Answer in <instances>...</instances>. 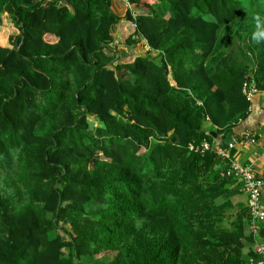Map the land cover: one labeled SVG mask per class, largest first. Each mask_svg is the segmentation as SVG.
<instances>
[{
  "label": "trees",
  "instance_id": "obj_1",
  "mask_svg": "<svg viewBox=\"0 0 264 264\" xmlns=\"http://www.w3.org/2000/svg\"><path fill=\"white\" fill-rule=\"evenodd\" d=\"M113 1L0 0L17 29L0 44V264H248L249 207L216 148L250 113L244 82L264 90V0H127L122 17Z\"/></svg>",
  "mask_w": 264,
  "mask_h": 264
},
{
  "label": "built area",
  "instance_id": "obj_2",
  "mask_svg": "<svg viewBox=\"0 0 264 264\" xmlns=\"http://www.w3.org/2000/svg\"><path fill=\"white\" fill-rule=\"evenodd\" d=\"M243 91L251 101L252 95L258 89L253 81H245ZM254 139L252 133L244 132L240 137L232 138L226 146L217 147L216 152L221 159L222 174L239 181L243 191L248 195V207L251 215L250 233L257 238L260 236L261 230L264 229V177L255 173L252 163L236 164L234 158H232V151L238 142L245 140L252 142ZM212 146L207 140H204L200 145H190L192 149L201 152L212 149ZM254 251L256 256H249L247 258L248 264H264V243L256 246Z\"/></svg>",
  "mask_w": 264,
  "mask_h": 264
},
{
  "label": "crops",
  "instance_id": "obj_3",
  "mask_svg": "<svg viewBox=\"0 0 264 264\" xmlns=\"http://www.w3.org/2000/svg\"><path fill=\"white\" fill-rule=\"evenodd\" d=\"M115 3V1H113ZM121 23V22H120ZM121 25H117L119 28ZM119 36V35H118ZM244 132H250L254 135V141L238 142L233 149L232 158L236 164H248L252 163L255 173L264 177V90H258L252 95L251 109L248 117L239 122L235 127L234 132L231 134V138L240 137ZM220 137L215 138L214 144L220 142ZM229 190L233 191L234 200L241 201L248 205V195L243 191L241 183L237 180H233L229 186ZM241 196V198L239 197ZM250 232V226L247 229V233ZM251 234V233H250ZM264 243V237L255 238L253 241L248 242L245 247V254L250 250L254 251L256 246Z\"/></svg>",
  "mask_w": 264,
  "mask_h": 264
},
{
  "label": "rangeland",
  "instance_id": "obj_4",
  "mask_svg": "<svg viewBox=\"0 0 264 264\" xmlns=\"http://www.w3.org/2000/svg\"><path fill=\"white\" fill-rule=\"evenodd\" d=\"M115 3L113 2V8L115 10L116 13H118L121 17L124 15V12L127 8V0H114ZM7 24L3 25L2 27H0V44H3L7 41V36H9V34L17 32V29H15L12 25V23L10 22V20L6 21ZM121 25V23L119 24ZM121 31L125 34L126 32L130 31V29L128 27H124V26H120L119 28L115 29L114 35L117 36V31ZM111 49H118L120 52H123L124 49L122 48V46L118 43L117 39L115 40V42L113 44L110 45ZM139 51L141 53H144L145 51H142L141 49H139ZM234 180V179H233ZM241 198V196H239Z\"/></svg>",
  "mask_w": 264,
  "mask_h": 264
},
{
  "label": "clouds",
  "instance_id": "obj_5",
  "mask_svg": "<svg viewBox=\"0 0 264 264\" xmlns=\"http://www.w3.org/2000/svg\"><path fill=\"white\" fill-rule=\"evenodd\" d=\"M253 39L257 41L264 39V27H261L259 21H257V31L253 33Z\"/></svg>",
  "mask_w": 264,
  "mask_h": 264
},
{
  "label": "water",
  "instance_id": "obj_6",
  "mask_svg": "<svg viewBox=\"0 0 264 264\" xmlns=\"http://www.w3.org/2000/svg\"><path fill=\"white\" fill-rule=\"evenodd\" d=\"M212 134H213V136L216 138L217 137V133L216 132H211ZM231 137H226V139H225V141L228 143V142H230L231 141Z\"/></svg>",
  "mask_w": 264,
  "mask_h": 264
}]
</instances>
